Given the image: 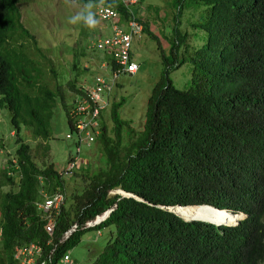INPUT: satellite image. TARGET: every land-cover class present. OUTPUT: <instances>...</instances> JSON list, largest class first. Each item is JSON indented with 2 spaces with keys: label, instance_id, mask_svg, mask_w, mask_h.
<instances>
[{
  "label": "trees",
  "instance_id": "1",
  "mask_svg": "<svg viewBox=\"0 0 264 264\" xmlns=\"http://www.w3.org/2000/svg\"><path fill=\"white\" fill-rule=\"evenodd\" d=\"M18 1L0 0V105L9 111L17 144L14 164L9 158L0 168V187L14 182L9 169L17 172L15 187L0 200V264H14L13 246L31 240L41 246L37 264H53L87 228L109 224L113 229L88 264H264V0H187L204 5L193 23L205 31L204 41L176 59L185 34L173 27V57L145 100L138 131L120 117L122 99L110 102V134L101 114L95 138L104 164L72 170L83 185L61 204L50 233L34 200L40 189L64 192L62 169L50 158L35 161L18 131L23 125L45 140L57 102L71 127L69 103L57 86L37 82L16 42L33 37L20 21ZM176 1L178 22L182 0ZM103 2L127 16L122 0ZM184 60L192 64L190 84L178 88L166 73ZM67 84L75 95L83 92ZM115 188L130 194L110 192ZM173 204H181L173 207L177 214L167 207ZM107 208L101 222L85 223Z\"/></svg>",
  "mask_w": 264,
  "mask_h": 264
},
{
  "label": "rangeland",
  "instance_id": "2",
  "mask_svg": "<svg viewBox=\"0 0 264 264\" xmlns=\"http://www.w3.org/2000/svg\"><path fill=\"white\" fill-rule=\"evenodd\" d=\"M87 2L19 0L17 3L20 21L33 37L16 36V42L21 43L22 51L32 60V72L37 82L52 89L57 86L68 103L75 95L74 90L67 84L68 81L76 86H89L93 83V75L102 71L99 62L104 54L93 46V42L103 29V23L96 18V28L88 29L82 24L67 22L68 17ZM176 6V0H137L127 6L145 24L140 32L132 36L130 45L131 56L137 62L138 68L134 73L120 72L116 75L108 105L122 99L118 113L125 120L126 126L132 127L134 131L141 127L145 100L152 86L164 74L165 59L170 61L173 57L174 53L171 56L170 48L175 33L173 27H177L179 34H185L175 52L176 59L191 52L205 39V31L193 24L202 19L204 5L182 0L181 9L176 16L178 22L175 21ZM191 69V62L184 60L176 67L168 68L166 74L174 86L186 88L190 84ZM102 121L110 134L112 123L108 117V107L102 112ZM14 132L9 111L0 105V168L9 166L7 159L14 158L13 150L17 145ZM66 132H70V127L66 121L65 110L59 102L53 108L49 135L45 140L32 136L23 125H20L18 131L21 138L28 142L30 154L35 161L41 163L42 160L50 158L58 170L65 165L68 155L73 154L75 149L72 139L65 137ZM122 137L125 140L124 131ZM78 155V166L73 169L78 173L85 171L84 169L94 170L104 164V154L97 140L89 145L81 144ZM7 173L13 176L14 182L0 187V200L4 190L15 187L17 172L9 169ZM62 178L66 194L64 205H67L71 191L81 189L83 181L73 171L63 174ZM117 190L118 188L110 191ZM96 229H99L98 234ZM111 229V224L87 228L79 240L66 250L68 261H64L61 256L53 264H88L100 251Z\"/></svg>",
  "mask_w": 264,
  "mask_h": 264
},
{
  "label": "built area",
  "instance_id": "3",
  "mask_svg": "<svg viewBox=\"0 0 264 264\" xmlns=\"http://www.w3.org/2000/svg\"><path fill=\"white\" fill-rule=\"evenodd\" d=\"M136 1L122 0L126 7ZM95 4L96 18L103 23V29L95 37L93 46L104 54L99 62L102 71L94 74L92 85L83 86V92L76 94L67 106L71 127L70 132L65 133V137L72 139L75 149L73 154L68 155L65 165L61 168L62 175L71 173L74 167L78 166L80 145L91 144L99 133L101 114L108 107L116 75L120 72L134 73L138 68L137 62L131 56L130 45L132 36L142 30V23L135 18V14L128 7L127 16L122 17L118 9L110 3ZM105 70H108V73H105ZM11 160L14 164V158ZM40 195V198L34 200V205L40 217L44 219V229L50 233L55 214L64 202L65 194L60 189L49 193L40 189ZM109 210L110 208L105 209L85 223L91 225L101 222ZM95 231L96 234L99 233V229ZM40 252V244L31 240L14 245L11 257L14 264H37ZM62 256L64 261H68L66 251Z\"/></svg>",
  "mask_w": 264,
  "mask_h": 264
},
{
  "label": "clouds",
  "instance_id": "4",
  "mask_svg": "<svg viewBox=\"0 0 264 264\" xmlns=\"http://www.w3.org/2000/svg\"><path fill=\"white\" fill-rule=\"evenodd\" d=\"M103 2V0H101ZM96 4L93 0H88L75 14L68 17L67 22L69 24H82L85 28L95 29L98 20L96 19V13L94 8Z\"/></svg>",
  "mask_w": 264,
  "mask_h": 264
},
{
  "label": "water",
  "instance_id": "5",
  "mask_svg": "<svg viewBox=\"0 0 264 264\" xmlns=\"http://www.w3.org/2000/svg\"><path fill=\"white\" fill-rule=\"evenodd\" d=\"M116 189V188H115ZM119 190V191H118ZM116 192H119V193H122V194H130V193H128V192H125V191H123V190H121V189H118ZM205 204V203H204ZM176 205H178V206H181V204H173V205H168L167 207H168V209H170L171 211H173V212H175L174 211V209H173V207L174 206H176ZM187 205H190V204H187ZM192 205H198V204H192ZM210 206H212V205H210ZM213 208H217V207H215V206H212ZM226 210V209H225ZM227 211H229V210H227ZM231 212V211H230ZM176 213V212H175ZM231 213H233L234 214V212H231ZM241 214H242V216L241 217H243V213L242 212H240ZM177 214V213H176ZM179 215V214H178ZM179 216H181V215H179ZM182 217V216H181ZM241 217H239V218H241ZM183 218H185V219H202V220H206V221H210V222H213V223H215V224H219L220 222H214V221H211V220H208V219H204V218H200V217H183ZM238 218V219H239ZM238 219H236L233 223H235V222H237L238 221Z\"/></svg>",
  "mask_w": 264,
  "mask_h": 264
},
{
  "label": "crops",
  "instance_id": "6",
  "mask_svg": "<svg viewBox=\"0 0 264 264\" xmlns=\"http://www.w3.org/2000/svg\"><path fill=\"white\" fill-rule=\"evenodd\" d=\"M137 70V69H136Z\"/></svg>",
  "mask_w": 264,
  "mask_h": 264
}]
</instances>
